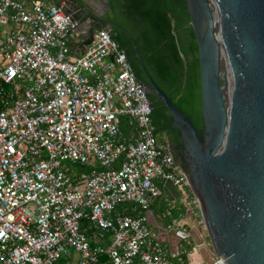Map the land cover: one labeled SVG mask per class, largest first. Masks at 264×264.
Segmentation results:
<instances>
[{"label":"built area","instance_id":"obj_1","mask_svg":"<svg viewBox=\"0 0 264 264\" xmlns=\"http://www.w3.org/2000/svg\"><path fill=\"white\" fill-rule=\"evenodd\" d=\"M78 26L57 4L0 0V264H175L149 211L166 181L199 208L188 175L126 51L106 28L75 51Z\"/></svg>","mask_w":264,"mask_h":264},{"label":"water","instance_id":"obj_2","mask_svg":"<svg viewBox=\"0 0 264 264\" xmlns=\"http://www.w3.org/2000/svg\"><path fill=\"white\" fill-rule=\"evenodd\" d=\"M185 2L198 46L201 128L153 79L134 43L148 78L142 86L164 104L178 130L182 164L216 256L224 264H264V0ZM57 5L79 22L82 50L97 30L112 34L106 0ZM163 197L179 199L172 181L165 182Z\"/></svg>","mask_w":264,"mask_h":264},{"label":"trees","instance_id":"obj_3","mask_svg":"<svg viewBox=\"0 0 264 264\" xmlns=\"http://www.w3.org/2000/svg\"><path fill=\"white\" fill-rule=\"evenodd\" d=\"M112 1L121 3V23L134 36L153 79L173 98L177 106L190 114L195 125L201 128L198 46L185 0ZM121 33L122 31L117 30L112 36L126 51L136 73L143 74L140 64L131 57V52L121 39ZM158 104L152 111L155 126L162 121L167 124L171 118L164 104L161 101H158ZM122 127L125 131L128 130L126 121ZM93 167L102 168L101 164L97 163L87 165L83 170L90 171ZM172 211L173 218H177L180 213L185 212V207L178 206L177 210Z\"/></svg>","mask_w":264,"mask_h":264},{"label":"crops","instance_id":"obj_4","mask_svg":"<svg viewBox=\"0 0 264 264\" xmlns=\"http://www.w3.org/2000/svg\"><path fill=\"white\" fill-rule=\"evenodd\" d=\"M46 5L48 4H57L59 0H42ZM90 4H93V0H87ZM95 6V5H94ZM81 41L80 35L74 34L70 38V43L73 49L77 52H80L82 49L79 47ZM163 196V194H162ZM159 198L152 201L150 207V222L151 227L155 230L158 235H160L161 240L167 245L169 249V256L175 264H210L216 259V254L212 247L208 232L205 228L203 221L199 217V208L197 206H192V212L185 208L183 214V220L187 225V241L174 235L173 232H170L163 225L169 223L170 217H164L165 213H162L161 210L156 206ZM141 207L138 204H133L130 212L132 214L140 213ZM173 208V210H177ZM154 215V217H152ZM190 216L193 220L196 221V224L190 225L186 222V217ZM171 221V220H170ZM156 223L158 224L156 226ZM161 229V232H159ZM186 251V253L184 252ZM183 255H186L183 257Z\"/></svg>","mask_w":264,"mask_h":264},{"label":"flooded vegetation","instance_id":"obj_5","mask_svg":"<svg viewBox=\"0 0 264 264\" xmlns=\"http://www.w3.org/2000/svg\"><path fill=\"white\" fill-rule=\"evenodd\" d=\"M107 5L105 7L104 16L109 20L111 26V32L117 33V30L122 31L120 34L121 39L126 45V48L131 52V57L134 60H137V62L140 64V61L137 57L136 50H135V39L134 36L131 34V32L121 23V3L119 1L114 2L112 0H106ZM110 24H107L106 26H109ZM122 27L123 29H121ZM136 44V43H135ZM137 46V45H136ZM138 48V47H137ZM132 64V63H131ZM133 66V65H132ZM140 67L142 68L141 64ZM134 69V67H133ZM143 69V68H142ZM134 72L138 78V80L141 82L142 85H144V82L148 81V78L143 70V74L138 75L134 69ZM150 73V72H149ZM153 96V97H152ZM149 99L152 101V111L153 108L156 106H159L158 100H156V96L153 94H148ZM171 123V118L168 120L167 124L162 123L158 124L156 126V131L160 138H164L168 141V147L170 153L173 155V158L175 162L181 167V169L186 173L184 167H183V160L181 159L182 155V142L179 137L178 130L176 128H173L172 125H168ZM172 124V123H171ZM187 174V173H186Z\"/></svg>","mask_w":264,"mask_h":264},{"label":"rangeland","instance_id":"obj_6","mask_svg":"<svg viewBox=\"0 0 264 264\" xmlns=\"http://www.w3.org/2000/svg\"><path fill=\"white\" fill-rule=\"evenodd\" d=\"M2 37H3V33L0 32V39H2ZM76 170H77L78 172H81V171L83 170V168L77 166V167H76ZM190 188H191V187H190ZM191 193H192V198H193V200H194V199L197 200V198L195 197V195H194L193 192H192V189H191ZM197 201H198V200H197ZM196 204L199 205L198 202H196ZM156 206L161 210L162 213H166L167 210L170 209V208L173 210V208H176L177 206H183V205L180 203L179 200L169 201V200H167L165 197H160V198L158 199V201H157ZM193 206H194V205H193ZM131 208H132V205H130V204H123V205H121V206L119 207V210H120L121 212H130ZM189 211L192 212V214H191L192 216H194V217L196 216L195 214H193L194 211H193L191 208H189ZM198 215H199L200 219L203 221L200 210H199V214H198ZM186 222H188L190 225H192V224H196V221L193 220L189 215L186 217ZM187 230H188V228H187ZM173 234L175 235V233H173ZM184 240L187 241V238L184 239Z\"/></svg>","mask_w":264,"mask_h":264}]
</instances>
